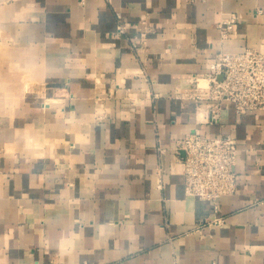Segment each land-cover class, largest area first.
<instances>
[{"label": "crops", "instance_id": "obj_1", "mask_svg": "<svg viewBox=\"0 0 264 264\" xmlns=\"http://www.w3.org/2000/svg\"><path fill=\"white\" fill-rule=\"evenodd\" d=\"M247 46L264 0H0V264H264V111L183 98ZM194 130L237 141L217 212L185 194Z\"/></svg>", "mask_w": 264, "mask_h": 264}, {"label": "built area", "instance_id": "obj_2", "mask_svg": "<svg viewBox=\"0 0 264 264\" xmlns=\"http://www.w3.org/2000/svg\"><path fill=\"white\" fill-rule=\"evenodd\" d=\"M116 17L119 24L116 35H120L125 27L120 12H116ZM237 23L236 14L223 17L217 23L221 39H226ZM202 79L205 85H201ZM190 82L183 98L198 103L197 109L204 113L202 122L220 121L225 101L233 103L237 114L264 111V53L252 46L241 52L220 51L209 71L195 74ZM175 151L184 166L185 194L212 202L217 212L220 199L237 190V141L230 134L209 136L194 130L178 140ZM224 222V218L217 217L209 223Z\"/></svg>", "mask_w": 264, "mask_h": 264}, {"label": "bare ground", "instance_id": "obj_3", "mask_svg": "<svg viewBox=\"0 0 264 264\" xmlns=\"http://www.w3.org/2000/svg\"><path fill=\"white\" fill-rule=\"evenodd\" d=\"M201 85H205L206 81L204 79L200 80ZM200 118H203V113L200 114Z\"/></svg>", "mask_w": 264, "mask_h": 264}, {"label": "rangeland", "instance_id": "obj_4", "mask_svg": "<svg viewBox=\"0 0 264 264\" xmlns=\"http://www.w3.org/2000/svg\"><path fill=\"white\" fill-rule=\"evenodd\" d=\"M200 112H201V110H198V111H197V114L199 115V114H200ZM199 120H202V119H199Z\"/></svg>", "mask_w": 264, "mask_h": 264}, {"label": "water", "instance_id": "obj_5", "mask_svg": "<svg viewBox=\"0 0 264 264\" xmlns=\"http://www.w3.org/2000/svg\"><path fill=\"white\" fill-rule=\"evenodd\" d=\"M219 79H222V76H220ZM212 121H213V122H216V121H214V120H212Z\"/></svg>", "mask_w": 264, "mask_h": 264}]
</instances>
